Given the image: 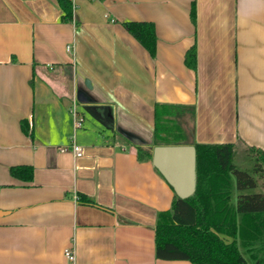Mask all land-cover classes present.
<instances>
[{
    "label": "crops",
    "instance_id": "1",
    "mask_svg": "<svg viewBox=\"0 0 264 264\" xmlns=\"http://www.w3.org/2000/svg\"><path fill=\"white\" fill-rule=\"evenodd\" d=\"M70 1L64 21L57 0H0V264H192L156 258L157 214L175 194L123 133L150 148L156 104L193 108L186 144H233L251 171V150L264 151V0ZM129 21L154 25L153 57Z\"/></svg>",
    "mask_w": 264,
    "mask_h": 264
},
{
    "label": "trees",
    "instance_id": "2",
    "mask_svg": "<svg viewBox=\"0 0 264 264\" xmlns=\"http://www.w3.org/2000/svg\"><path fill=\"white\" fill-rule=\"evenodd\" d=\"M62 20L71 21V1L57 0ZM123 27L149 53H155V28L147 22H124ZM187 66L193 67L195 52L185 55ZM193 108L156 104L153 115V143L186 144L181 116ZM195 148L196 183L194 193L185 199H174L169 211L159 212L154 226L155 256L165 261H188L192 264H247L240 247L252 261L264 264V195L253 191L264 172V151L252 149L251 172L233 163V144H198ZM137 158L151 159L149 148L139 147ZM10 174L30 181L31 167L15 166ZM237 192L235 201L233 191ZM79 202L92 204L84 196Z\"/></svg>",
    "mask_w": 264,
    "mask_h": 264
},
{
    "label": "water",
    "instance_id": "3",
    "mask_svg": "<svg viewBox=\"0 0 264 264\" xmlns=\"http://www.w3.org/2000/svg\"><path fill=\"white\" fill-rule=\"evenodd\" d=\"M86 85L88 82L86 81ZM81 100V97H78ZM122 133V132H121ZM130 141L145 148L144 143L133 135L123 133ZM153 166L181 199L195 191V148L192 144L160 145L149 148Z\"/></svg>",
    "mask_w": 264,
    "mask_h": 264
},
{
    "label": "rangeland",
    "instance_id": "4",
    "mask_svg": "<svg viewBox=\"0 0 264 264\" xmlns=\"http://www.w3.org/2000/svg\"><path fill=\"white\" fill-rule=\"evenodd\" d=\"M82 112H83V113L86 115V117H87V118H86V122H85L86 125L95 122V123L98 124L100 127L104 128V125L100 122V119H98V117H97V115H96L95 113H93V112H91V111H82ZM76 114H77V117H79V115H78L77 112H76ZM242 162H243V161H242ZM235 165H236L238 168H240V170H243V169H244V167H242V166H240V165L238 164V161H237V160L235 161ZM246 166H247V165H246ZM246 168H247V167H246ZM252 168H253V163L251 164L249 170H252ZM247 172H251V171H247ZM263 181H264V172L262 173L261 177L257 179V182H258V183H263ZM250 192H255V191L253 190V191H250ZM259 192H262V190H259ZM236 195H237V192L234 190V196H233L232 202L235 201ZM240 251H241L242 255L245 257V259L247 260V262H248V261L250 262V260H249V255H248V253H247V250H245V248L240 247ZM251 261H252V260H251Z\"/></svg>",
    "mask_w": 264,
    "mask_h": 264
},
{
    "label": "built area",
    "instance_id": "5",
    "mask_svg": "<svg viewBox=\"0 0 264 264\" xmlns=\"http://www.w3.org/2000/svg\"><path fill=\"white\" fill-rule=\"evenodd\" d=\"M66 49H67V51H69L70 50V46H67ZM71 114H72V116L74 118V126H75V128L81 127V125H82V119L79 118V117H77V114H76L75 109H72L71 110ZM71 151H72V153H73V155L75 157H81L83 155V150L78 145L73 144L71 146ZM64 256H65V258L68 261H70V262L74 261V254L72 253L71 250H65L64 251Z\"/></svg>",
    "mask_w": 264,
    "mask_h": 264
}]
</instances>
